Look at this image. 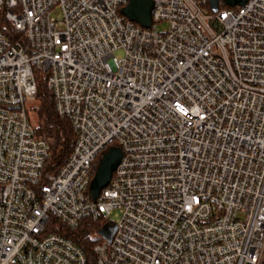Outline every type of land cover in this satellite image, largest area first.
<instances>
[{"label": "built area", "instance_id": "1", "mask_svg": "<svg viewBox=\"0 0 264 264\" xmlns=\"http://www.w3.org/2000/svg\"><path fill=\"white\" fill-rule=\"evenodd\" d=\"M128 1L0 0L26 41L0 30V264H88L51 218L102 220L95 264H264V0H153L149 28ZM37 73L76 135L56 171L26 112Z\"/></svg>", "mask_w": 264, "mask_h": 264}, {"label": "trees", "instance_id": "2", "mask_svg": "<svg viewBox=\"0 0 264 264\" xmlns=\"http://www.w3.org/2000/svg\"><path fill=\"white\" fill-rule=\"evenodd\" d=\"M227 7L224 3L220 4V8ZM207 10L209 13L212 12L209 6H207ZM0 30L12 42L20 41L26 44L23 34L16 32L2 13L0 16ZM36 84L37 91L34 106H26V112L28 120L38 137L48 143L50 151L49 167L52 169L51 171H56L66 162L72 152L76 135L70 120L56 110L53 94L47 87L46 76L37 73ZM112 144L114 145L115 142ZM100 157L101 155H98L95 160V169ZM54 222L57 225L53 227ZM102 224V220L84 218L77 227L71 228L67 224L51 218L48 227L49 230L59 232L77 242L85 250L88 264H95V255L92 249L100 237H94V233L98 231Z\"/></svg>", "mask_w": 264, "mask_h": 264}, {"label": "water", "instance_id": "3", "mask_svg": "<svg viewBox=\"0 0 264 264\" xmlns=\"http://www.w3.org/2000/svg\"><path fill=\"white\" fill-rule=\"evenodd\" d=\"M246 1L247 0H211L210 8L211 11L217 12L221 3L229 7H237L244 5ZM152 8L153 0H129L120 11L133 22L138 23L144 28H149L152 25ZM121 158L122 150L118 146H111L101 155L89 186L93 199H96L100 190L107 186Z\"/></svg>", "mask_w": 264, "mask_h": 264}, {"label": "rangeland", "instance_id": "4", "mask_svg": "<svg viewBox=\"0 0 264 264\" xmlns=\"http://www.w3.org/2000/svg\"><path fill=\"white\" fill-rule=\"evenodd\" d=\"M166 27H167V26H166L165 23L157 24V28L160 29V30H164ZM40 75H43V74L40 73ZM26 106H27V107H32V106H34V100H27V101H26ZM107 228H108V230H109V229H111V230L114 229L113 225H109V226H107Z\"/></svg>", "mask_w": 264, "mask_h": 264}]
</instances>
